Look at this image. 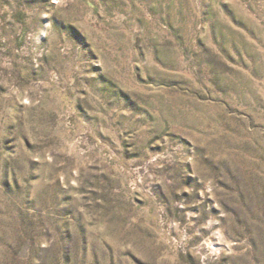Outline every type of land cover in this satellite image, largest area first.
<instances>
[{
    "label": "rangeland",
    "instance_id": "obj_1",
    "mask_svg": "<svg viewBox=\"0 0 264 264\" xmlns=\"http://www.w3.org/2000/svg\"><path fill=\"white\" fill-rule=\"evenodd\" d=\"M0 264H264V0H0Z\"/></svg>",
    "mask_w": 264,
    "mask_h": 264
}]
</instances>
